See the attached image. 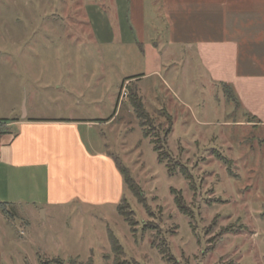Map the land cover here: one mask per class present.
Masks as SVG:
<instances>
[{"label": "rangeland", "instance_id": "rangeland-1", "mask_svg": "<svg viewBox=\"0 0 264 264\" xmlns=\"http://www.w3.org/2000/svg\"><path fill=\"white\" fill-rule=\"evenodd\" d=\"M83 2L0 0V126L24 109L106 119L116 101L130 107L123 82L145 72L144 61L116 36L96 41L87 21L100 18L99 1ZM162 76L166 84L156 76L140 83L145 124L130 107V116L121 111L87 133H98L141 187L142 203L122 181L136 223L117 213L118 202L74 201L48 208L46 218L5 206V264H264V128L226 100L192 53L164 61Z\"/></svg>", "mask_w": 264, "mask_h": 264}, {"label": "crops", "instance_id": "crops-1", "mask_svg": "<svg viewBox=\"0 0 264 264\" xmlns=\"http://www.w3.org/2000/svg\"><path fill=\"white\" fill-rule=\"evenodd\" d=\"M95 1L100 18L87 21L95 40L116 36L114 42H125L144 61L146 71L123 82L134 81L140 96L144 79L166 84L164 61L192 53L209 81L231 85L254 125L264 128V0H84ZM127 108L116 101L106 119L34 117L24 109L0 126V204L36 209L46 218L48 208L74 201L117 203L122 177L99 134L87 133L121 111L130 116Z\"/></svg>", "mask_w": 264, "mask_h": 264}, {"label": "trees", "instance_id": "trees-1", "mask_svg": "<svg viewBox=\"0 0 264 264\" xmlns=\"http://www.w3.org/2000/svg\"><path fill=\"white\" fill-rule=\"evenodd\" d=\"M131 78H134V76ZM220 86L223 90V94H224L226 100H228L229 102L235 103L236 106H240L239 99L236 96L232 86L227 84V83H220ZM127 89L129 92L128 101H129L130 107L132 108L135 115L139 119H141L142 124H145L144 122L147 121L149 117H148V114L144 108L142 99L139 96L136 83L134 81H130L127 84ZM250 117L252 119H255L252 115H250ZM161 155L162 154L159 153V157H161ZM113 160H114V163H115V166H116L118 172L120 173V175L122 177V181L125 184L126 188L139 202H141V203L144 202L143 191H142L141 187L135 182V180L131 176L128 168L125 165H123V163L120 160L114 159V158H113ZM175 201H176L177 205L179 206V208L183 209L182 200L179 197H177L175 199ZM0 208L3 212H6L4 203L0 204ZM116 211L120 216L123 217L124 221L130 227H132L136 223V221L133 220V218H132L133 212L130 210L129 204L123 195L121 196V198L118 201V204L116 206ZM108 238H109V242H110L112 250L115 253H117V255L121 254L122 253V247L119 244L116 237L112 234V232L108 233ZM41 264H45V263L41 262ZM114 264H129V262L120 261L119 259H116V262Z\"/></svg>", "mask_w": 264, "mask_h": 264}, {"label": "built area", "instance_id": "built-area-1", "mask_svg": "<svg viewBox=\"0 0 264 264\" xmlns=\"http://www.w3.org/2000/svg\"><path fill=\"white\" fill-rule=\"evenodd\" d=\"M124 96H126L125 91L121 93V97H124Z\"/></svg>", "mask_w": 264, "mask_h": 264}]
</instances>
